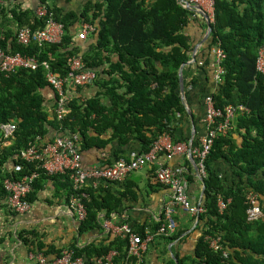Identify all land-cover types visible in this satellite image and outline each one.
<instances>
[{
  "label": "trees",
  "instance_id": "obj_1",
  "mask_svg": "<svg viewBox=\"0 0 264 264\" xmlns=\"http://www.w3.org/2000/svg\"><path fill=\"white\" fill-rule=\"evenodd\" d=\"M38 1L63 24L61 41L41 46L33 42L18 43V28H41L45 18L30 10L11 8L9 13L17 25L15 30L0 29V47L5 52L46 59L51 70L61 75L67 72L70 57L80 54L84 65L97 72L95 81L101 83L104 91L84 101L70 99L69 111L59 122L54 112L49 118L44 97L49 85L43 67L17 69L7 77L0 72V125L6 122L15 125L8 137L3 136L0 128V200L5 201L4 179H21L35 170L38 176L27 195L29 201L48 178L62 182L68 200L71 182L67 174L48 175L19 155L37 135L45 143L50 130L60 128L64 134L76 133L80 151L92 144L105 146L116 140L123 145L138 140L142 153L161 135L173 138L172 122L175 114L183 111L178 70L183 65L184 85L191 72L187 62L193 46L184 28L195 11L177 0H96L87 2L78 13L65 12L55 0ZM3 11L0 5V13ZM84 22L95 26L92 41L87 45H69L73 32ZM210 24L209 47L218 43L225 58L221 82L208 94L216 107L241 104L247 111L237 112L232 128L214 139L204 160L203 211L197 218L198 237L193 254L177 257L176 261L169 259L167 264H264V74L256 69L258 51L264 48V0H213ZM111 53L116 54V60L111 58ZM101 94L108 103L102 101ZM232 129L243 138L239 146L231 136ZM106 133L109 137L104 138ZM177 142L187 143V139ZM128 154L114 151L109 164L127 158ZM220 158L230 164L238 177L230 186H225L213 169L214 162ZM103 186L101 181L95 187L85 188L89 197L84 199L86 216L79 221L80 233L101 229V210L108 213L117 207L108 204L111 195L104 193ZM249 192L258 195L263 212L262 217L252 221L246 219ZM218 197L228 200L222 212L217 206ZM134 232L142 238L145 236L144 229ZM181 232L182 229L174 231L167 239H174ZM17 236L27 252H40L48 261L64 249L46 244L43 235L35 229H21ZM210 237H219L221 248H211ZM127 246L126 238L107 235L98 242L84 246L71 243L65 248L86 261L115 250L113 260L120 264L126 260ZM127 264L144 262L143 258L132 256Z\"/></svg>",
  "mask_w": 264,
  "mask_h": 264
},
{
  "label": "crops",
  "instance_id": "obj_2",
  "mask_svg": "<svg viewBox=\"0 0 264 264\" xmlns=\"http://www.w3.org/2000/svg\"><path fill=\"white\" fill-rule=\"evenodd\" d=\"M95 1L55 0V3L65 12L73 10L78 13L87 2ZM0 5L4 7L3 13H0V29L5 30L10 27L15 30L17 23L12 20L9 9L35 12L40 4L38 0H0ZM207 29L206 19L197 11L195 15L190 16L184 28V34L189 36L193 49L187 62V64L190 63L189 71L191 72L185 80V85L183 82L184 92L182 98L180 97L183 111L176 113L172 122L173 138L167 135L174 143L187 139V143L197 145L206 134L204 97L209 92L215 91L218 86L213 78V55L209 47L211 36L210 33L207 34ZM92 35L89 34L85 40L76 39L75 43L87 45L92 41ZM110 55L113 60H116L115 53ZM102 91L104 88L101 83L95 81L71 90L70 99L76 98L84 101ZM44 97L50 113L49 118H51L55 105V93L51 88L46 87ZM101 99L104 103H108L103 94H101ZM233 129L231 136L239 146L243 138ZM55 134H57L55 130H50L46 139H51ZM103 137L107 138L109 134L106 133ZM140 149L141 144L138 140H132L123 145H119L116 140L105 146L92 144L81 149V164L85 168L92 165L106 166L112 160L114 151L127 154L139 152ZM188 155L187 153L173 154L167 163L181 172L188 197L193 202H199L202 186ZM213 169L225 186H230L238 180L233 168L222 158L214 162ZM153 172V166H145L129 173L122 181H104V193L111 195L108 204L117 207L108 213L106 209L101 210L99 213L101 229L83 233L78 231L79 221L67 203V191L63 188L62 182L56 179L48 178L42 183L33 195L29 209L24 213L11 211L5 200H0V264H36L33 259L29 258V252L17 236L21 229H35L43 235L46 244H53L58 248H65L71 243L84 246L92 241L102 240L110 235V232L103 227L104 221L114 224L127 223L133 231L140 228L149 232L155 231L162 220V209L169 200L171 192L167 186L156 180ZM175 218L177 221L175 231L182 229V232L174 239H167L173 233L164 238L155 235L141 256L144 264H167L169 259L176 261L177 257L193 254L198 237V230L195 229L197 218L181 209L177 210Z\"/></svg>",
  "mask_w": 264,
  "mask_h": 264
},
{
  "label": "built area",
  "instance_id": "obj_3",
  "mask_svg": "<svg viewBox=\"0 0 264 264\" xmlns=\"http://www.w3.org/2000/svg\"><path fill=\"white\" fill-rule=\"evenodd\" d=\"M188 1L196 8L194 11L198 12L197 9L205 11L210 23L213 22V0ZM35 14L38 17L45 18L43 27L31 29L28 26H23L18 28L16 30L17 42L22 45H28L33 42L39 46L44 43H59L64 34L63 24L56 21L53 13L43 4L36 8ZM94 31L95 26L93 24L82 23L79 26V30L71 36L69 45L76 44V39L85 40ZM210 50L213 55V78L219 84L224 73L222 61L225 58V53L218 43L212 45ZM67 65V72L61 75L51 70L50 64L46 59H39L36 56L19 52H5L0 47V72L6 77L17 69L35 70L40 66L44 68L46 82L55 93L53 112L59 122L64 120L69 111L68 101L71 98V90L92 84L97 77L95 70L84 65L80 54L70 57ZM256 69L264 74V48H260L258 51ZM204 104L206 134L197 145L190 146L186 142L174 143L164 134L165 136L161 135L156 139L146 152H130L127 158H119L109 165H92L85 168L81 164L78 135L76 133L64 134L58 128L56 129L57 134L49 140L45 139V143H42V137L37 135L25 148L20 150L19 155L24 161L35 163V169H43L48 175H68L71 182V192L67 203L76 214L78 221L83 220L86 216L84 199L89 197L88 192L85 190L87 186L95 187L101 181L119 182L131 172L145 166H153L156 180L167 186L171 192L169 200L163 206L162 220L158 228L153 232L145 231V236L142 238L127 223L103 222V227L110 232L111 236L127 239L126 260L120 263L127 264V259L132 256L141 260L147 244L155 235L169 236L176 230L177 221L175 215L178 209L195 217L203 211L201 202H193L188 197L185 180L181 172L172 168L167 163V160L176 153H191L196 161L199 173L203 176L205 174L204 160L214 139L218 135L226 134L232 128V121L238 111H247V108L241 104H227L222 108L216 107L210 94L204 97ZM0 128L3 136L8 137L13 133L15 125L6 122L2 123ZM37 176L38 172L35 170L21 179H4L3 187L7 191L6 204L8 208L16 213H24L29 209L30 201L27 199V195ZM247 199L246 219L252 221L262 217L263 212L258 195L255 192H249ZM227 201L218 197L217 206L220 212L226 207ZM209 244L213 249L221 248L219 237H210ZM224 255H226L225 251ZM115 256L116 251L111 250L105 255L86 261L82 256H75L73 250L64 248L59 256L48 261L40 252H29V258L33 259L36 264H117L113 260Z\"/></svg>",
  "mask_w": 264,
  "mask_h": 264
},
{
  "label": "water",
  "instance_id": "obj_4",
  "mask_svg": "<svg viewBox=\"0 0 264 264\" xmlns=\"http://www.w3.org/2000/svg\"><path fill=\"white\" fill-rule=\"evenodd\" d=\"M178 2H180V3H182V5L184 6V7H186L187 9H191V10H196V8H194V5L193 4H191L188 0H177ZM198 10V12L199 13H201V15L206 19V21H207V34L208 33H210L211 32V29H212V27H211V24H210V21H209V19H208V15H207V13L205 12V11H202L201 9H197ZM182 66L183 65H181L180 66V68H179V70H178V81H179V95H180V97L182 98V95H183V92H184V87H183V77H182ZM189 145L191 146V144L189 143ZM189 158H190V160L192 161V163H193V166H194V169H195V171L197 172V175H198V177H199V179H200V182H201V196H200V201L199 202H201V200H202V196H203V194H204V190H205V181H204V178H203V176L199 173V171H198V167H197V165H196V161L194 160V158H193V156H192V154L191 153H189ZM196 218H198V216H196ZM197 220V219H196Z\"/></svg>",
  "mask_w": 264,
  "mask_h": 264
}]
</instances>
